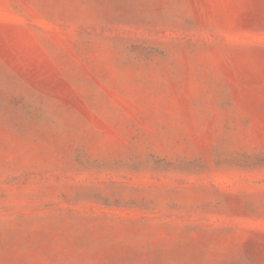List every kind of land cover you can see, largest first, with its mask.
Here are the masks:
<instances>
[{"label":"rangeland","instance_id":"374dc122","mask_svg":"<svg viewBox=\"0 0 264 264\" xmlns=\"http://www.w3.org/2000/svg\"><path fill=\"white\" fill-rule=\"evenodd\" d=\"M0 264H264V0H0Z\"/></svg>","mask_w":264,"mask_h":264}]
</instances>
